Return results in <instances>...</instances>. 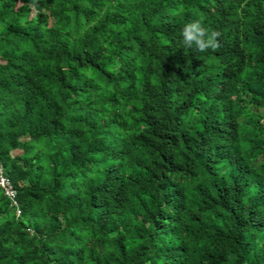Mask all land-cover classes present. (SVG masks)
I'll return each instance as SVG.
<instances>
[{"label":"trees","instance_id":"16d2710c","mask_svg":"<svg viewBox=\"0 0 264 264\" xmlns=\"http://www.w3.org/2000/svg\"><path fill=\"white\" fill-rule=\"evenodd\" d=\"M0 169V264H264V0H0Z\"/></svg>","mask_w":264,"mask_h":264},{"label":"clouds","instance_id":"9594fccd","mask_svg":"<svg viewBox=\"0 0 264 264\" xmlns=\"http://www.w3.org/2000/svg\"><path fill=\"white\" fill-rule=\"evenodd\" d=\"M207 35V41L204 37ZM183 43L186 46H191L193 41L200 50H205L207 47H217V37L219 36L218 32H207V29L203 28L199 21L190 23L184 27L182 30Z\"/></svg>","mask_w":264,"mask_h":264},{"label":"built area","instance_id":"2783aa9c","mask_svg":"<svg viewBox=\"0 0 264 264\" xmlns=\"http://www.w3.org/2000/svg\"><path fill=\"white\" fill-rule=\"evenodd\" d=\"M0 185L3 188L5 195H7L13 202V205L16 207L17 215L20 214V208L16 200V191L8 181V179L3 175L2 170L0 169Z\"/></svg>","mask_w":264,"mask_h":264}]
</instances>
